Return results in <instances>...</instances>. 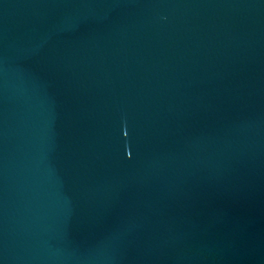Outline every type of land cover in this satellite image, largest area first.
I'll use <instances>...</instances> for the list:
<instances>
[{"label":"water","instance_id":"obj_1","mask_svg":"<svg viewBox=\"0 0 264 264\" xmlns=\"http://www.w3.org/2000/svg\"><path fill=\"white\" fill-rule=\"evenodd\" d=\"M0 264H264V0H0Z\"/></svg>","mask_w":264,"mask_h":264}]
</instances>
